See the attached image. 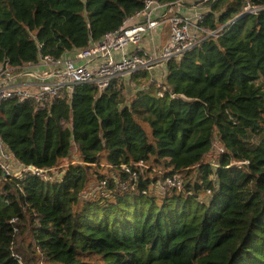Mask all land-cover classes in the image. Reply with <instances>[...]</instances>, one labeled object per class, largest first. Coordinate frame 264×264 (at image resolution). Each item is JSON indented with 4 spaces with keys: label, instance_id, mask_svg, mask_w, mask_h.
<instances>
[{
    "label": "trees",
    "instance_id": "16d2710c",
    "mask_svg": "<svg viewBox=\"0 0 264 264\" xmlns=\"http://www.w3.org/2000/svg\"><path fill=\"white\" fill-rule=\"evenodd\" d=\"M145 1L0 0V64L84 50ZM202 26L221 29L167 61L160 86L148 71L130 76L128 99L118 79L45 109L0 103L14 159L59 173L0 170V264H264V0L207 1ZM174 176L180 190L152 193Z\"/></svg>",
    "mask_w": 264,
    "mask_h": 264
},
{
    "label": "built area",
    "instance_id": "2783aa9c",
    "mask_svg": "<svg viewBox=\"0 0 264 264\" xmlns=\"http://www.w3.org/2000/svg\"><path fill=\"white\" fill-rule=\"evenodd\" d=\"M184 1L179 0L172 5L146 0L143 9L127 19L117 31L107 33L88 48L65 57L40 56L37 63L22 67L0 64V103L7 100L15 101L18 105L33 102L36 109H45L60 92L72 93L79 85H89L101 93L114 80H129L135 73L165 66L167 61L180 57L211 37H216L221 28L209 31L202 26L206 8L205 11L195 9L189 17L171 13L175 6H181ZM200 1L203 3L210 0ZM256 10L257 8L246 5L242 14L254 13ZM133 19L136 20L135 23H131ZM165 25L169 27V38L159 51L147 54L141 44L145 40L152 44L160 37ZM22 78L26 79L19 84L18 80ZM215 146L218 145L213 142L212 148ZM217 153H222L219 146ZM12 162L22 173L17 176L11 173ZM136 165L143 167L142 163ZM123 169L129 172L127 167ZM0 170L4 176L21 178L24 174H29L45 181L53 179L44 169L25 167L18 163L1 140ZM131 177L134 178L135 175L132 174ZM104 184L105 182L101 183ZM163 184L166 190H180L182 180L179 176H174ZM122 186L125 188L126 183Z\"/></svg>",
    "mask_w": 264,
    "mask_h": 264
},
{
    "label": "rangeland",
    "instance_id": "374dc122",
    "mask_svg": "<svg viewBox=\"0 0 264 264\" xmlns=\"http://www.w3.org/2000/svg\"><path fill=\"white\" fill-rule=\"evenodd\" d=\"M182 8H185V9H193L195 7H199L200 10H204L205 8L207 9V2H203L201 3L200 0H185L182 5H181ZM205 9V10H206ZM188 10H186L183 15H188L189 13L187 12ZM204 10V11H205ZM172 14H175L174 12L171 11ZM168 27V25H165ZM169 29V27H168ZM164 33V30L162 32V34ZM161 34V36H162ZM160 36L157 37V39L154 40V42L152 44H150L149 46V49H145L144 51L147 52V54L149 53H152L156 50L159 51L162 44H161V41L160 39H162V37ZM164 42V41H162ZM166 42V41H165ZM147 42H145L144 44H146ZM154 47H153V46ZM164 66H158V67H155L153 68L152 70L148 71L149 74H150V78L152 81L156 82L158 86H160L163 82H164V77H165V69L163 68ZM125 84L127 86V89H126V92H125V98H129L132 94H133V88L131 89L130 87V84L125 80ZM216 145H218V143H216ZM217 148L218 146H215L212 150H213V154H212V157L211 158H206L207 160H209L211 162V164L213 165V160H214V157L216 156L217 153ZM71 158L73 161H77V156L74 155V154H71ZM63 165H67V163H62V166ZM10 170H11V173L14 174V176H17L20 172L22 173L21 169L18 167V166H15L14 165V162L10 163ZM48 172V171H47ZM48 175H50L53 179L52 180H56L59 176V173L57 170H54V171H51L50 173L48 172ZM151 189H152V193L155 195V196H162L164 195V192L166 190V187L164 186V184L159 180L157 181L155 184H153L151 186ZM207 196V195H206Z\"/></svg>",
    "mask_w": 264,
    "mask_h": 264
},
{
    "label": "crops",
    "instance_id": "0c3cea01",
    "mask_svg": "<svg viewBox=\"0 0 264 264\" xmlns=\"http://www.w3.org/2000/svg\"><path fill=\"white\" fill-rule=\"evenodd\" d=\"M195 9H197V10H200L199 9V7H197V8H193V9H185V8H182L181 6H175L174 7V9H173V12H175V13H177V14H179V15H182V16H191L192 14H193V12H194V10ZM186 10H188L187 12L189 13L188 15H183V13L186 11ZM193 10V11H192ZM136 22V20H132L131 21V23H135ZM164 28V27H163ZM145 42H147L146 44H144ZM150 44H151V42L150 41H148V40H145V41H143V43L141 44V48L143 49V50H147V49H149V46H150ZM149 45V46H148ZM153 46V45H152ZM154 47V46H153ZM154 52H156V50L154 51ZM26 78H22V79H19L18 81V83L20 84V82H23L24 80H25Z\"/></svg>",
    "mask_w": 264,
    "mask_h": 264
},
{
    "label": "water",
    "instance_id": "95a60500",
    "mask_svg": "<svg viewBox=\"0 0 264 264\" xmlns=\"http://www.w3.org/2000/svg\"><path fill=\"white\" fill-rule=\"evenodd\" d=\"M172 99H174V100H180L182 102H192L193 101V99L186 98L183 95H175V94L172 96Z\"/></svg>",
    "mask_w": 264,
    "mask_h": 264
}]
</instances>
